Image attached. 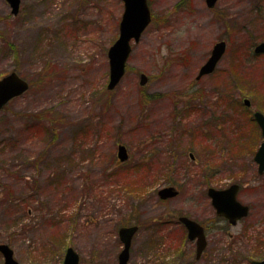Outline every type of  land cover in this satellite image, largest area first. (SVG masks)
<instances>
[{
	"label": "rangeland",
	"instance_id": "rangeland-1",
	"mask_svg": "<svg viewBox=\"0 0 264 264\" xmlns=\"http://www.w3.org/2000/svg\"><path fill=\"white\" fill-rule=\"evenodd\" d=\"M148 4L152 19L108 89L122 0H21L17 14L0 0V77L29 81L0 110V243L22 264H62L67 246L79 264H117V230L129 221L141 227L127 264H180L171 248L183 228L162 220L212 215L207 188L235 181L252 212L230 225L212 264L264 256V176L253 159L262 136L251 116L264 111V53H250L264 41V0ZM222 38L216 69L196 80ZM199 92L202 104L232 95L229 128H201L213 107L195 105ZM119 143L129 153L120 165ZM168 184L179 192L162 199Z\"/></svg>",
	"mask_w": 264,
	"mask_h": 264
},
{
	"label": "water",
	"instance_id": "water-1",
	"mask_svg": "<svg viewBox=\"0 0 264 264\" xmlns=\"http://www.w3.org/2000/svg\"><path fill=\"white\" fill-rule=\"evenodd\" d=\"M11 12L16 14L19 9L20 0H7ZM123 12L119 21V34L116 40L109 46L107 50L108 64H109V81L107 88H113L121 79L125 72L126 60L131 51L130 41H138L142 31L147 26L151 19V13L147 0H122ZM216 0H206L208 5H213ZM225 48V42L220 41L214 44L210 57L201 66L199 75L210 72L219 57L223 53ZM256 52L264 51V42L259 43L255 47ZM140 83L144 84L146 76L144 73L140 74ZM28 88V82L20 77L16 72H10L0 78V108H2L12 97L20 95ZM246 103L248 101L246 100ZM254 117L261 127L263 140L254 156L259 163V171H264V115L256 111ZM126 147L122 144L118 146V157L121 161L127 158ZM209 195L212 197V202L216 207L217 213L224 215L230 221L234 222L236 218L245 215L247 207L242 205L236 200L237 185H232L229 188L217 190L209 188ZM160 197L166 198L173 196L177 191L172 187H163L158 191ZM180 219L186 224L188 229V236L194 238L198 236L199 248L204 245V236L202 228H200L196 222L187 218L180 217ZM136 226L121 227L119 229V235L124 243L123 249L119 253L118 264H126L128 259V252L130 247V241L133 233L136 230ZM0 252L4 258V264H21L13 257V250L6 243H0ZM79 255L72 246L66 248L63 263L62 264H78ZM255 264H264V258L259 261H255Z\"/></svg>",
	"mask_w": 264,
	"mask_h": 264
},
{
	"label": "flooded vegetation",
	"instance_id": "flooded-vegetation-1",
	"mask_svg": "<svg viewBox=\"0 0 264 264\" xmlns=\"http://www.w3.org/2000/svg\"><path fill=\"white\" fill-rule=\"evenodd\" d=\"M213 6H211L209 8H212ZM223 40H225V42L227 44V40L226 39H223ZM254 47H255V45L253 46V48H251V51H250V53L253 56L257 55L256 53H254ZM202 77L203 76L198 77V78L195 77V79L199 80ZM195 99L198 100L197 103L195 104L198 107H201L202 105L213 107V109L211 111H209L208 118L203 120L201 123V128L203 130H206V129L211 130L212 129V130H217V131H220V130L224 131L227 128H229V126L227 125V124H229L228 121H232L231 120V114H230L231 95H229V94L228 95L227 94L222 95V96H220L219 101H213L212 104H206V102L204 104L201 103V101L204 99V96L202 93L195 94ZM249 105H250V102L247 103V106H249ZM255 110H258V109H255ZM217 111H219V114H217ZM253 111L251 112L252 114H253ZM261 112L264 114V111H261ZM252 114H251V116H252ZM252 119H253V116H252ZM190 158L193 159L192 154H190ZM260 175L264 176V173L259 172L257 169V175L256 176L259 177ZM231 184L238 185V188L236 191V198L240 203H242L243 205H245L247 207V215H248L249 213L252 212V204L249 201H247V200L244 201L243 199H241L239 197V193H241V191L246 186L245 183L235 181V182H232L223 188H227ZM255 186H258V185H255ZM210 187H212V186H209L207 188L206 195L209 198V202H208L209 205L208 206L211 208L212 215L201 218L198 215H194V214L189 215L187 213H182V214L177 216V219L172 218V219H168V220L167 219L162 220L163 224H166V223L171 221V224H179L183 228V234H181L180 238H178L176 248L175 249L171 248L172 250H175L176 256L180 259V264H201V261H203L202 262L203 264H212L213 263L212 262L213 253L215 251L216 252L218 251V249H217L218 244L222 245V241L220 240V238H223V235L227 234V231L229 230L230 225H236L238 222L244 221L242 219H244L247 216L246 215L244 217L236 219V222L232 224L224 216L218 215L216 212V208L212 202V199L209 196L208 189ZM214 188H217V187H214ZM218 189H221V188H218ZM178 192H179V189H178ZM180 216L188 217L189 219L196 222V224L200 228H202V233L204 236V245L202 248H199L198 236H196L194 238H190L188 236V229L186 227V224L179 219ZM249 222L250 221H247L246 223H240L241 224L240 230H242L244 234L247 232L246 230L250 229V227L252 226L251 224H249ZM130 225H137L136 231L139 230V228L141 227L140 222L135 223V222H131V221H129L127 223H122V225H120L119 227L130 226ZM136 231L134 232V234L136 233ZM117 232H118V230H117ZM134 234L132 235L131 241H130L128 259L130 257V249H131ZM234 237H235V235H234ZM118 238H119L121 248L117 254V262H118L119 253L124 247V243L120 238L119 232H118ZM188 240H190L191 242H189ZM188 243H190V244H188ZM259 243H261V244L264 243L263 237L257 238V246L259 245ZM226 244L228 247L229 243H226ZM216 245H217V247L215 248L214 246H216ZM219 251H221V250H219ZM251 260H253V259H251Z\"/></svg>",
	"mask_w": 264,
	"mask_h": 264
}]
</instances>
